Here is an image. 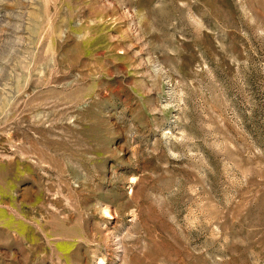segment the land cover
I'll use <instances>...</instances> for the list:
<instances>
[{"label":"rangeland","instance_id":"1","mask_svg":"<svg viewBox=\"0 0 264 264\" xmlns=\"http://www.w3.org/2000/svg\"><path fill=\"white\" fill-rule=\"evenodd\" d=\"M0 264H264V0H0Z\"/></svg>","mask_w":264,"mask_h":264}]
</instances>
